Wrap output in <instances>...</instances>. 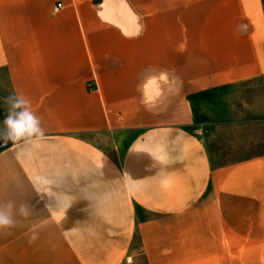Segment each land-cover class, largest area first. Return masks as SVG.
I'll use <instances>...</instances> for the list:
<instances>
[{
	"label": "crops",
	"instance_id": "1",
	"mask_svg": "<svg viewBox=\"0 0 264 264\" xmlns=\"http://www.w3.org/2000/svg\"><path fill=\"white\" fill-rule=\"evenodd\" d=\"M0 71L45 132L0 150V264H220L264 211V154L213 166L192 99L264 78V0H0Z\"/></svg>",
	"mask_w": 264,
	"mask_h": 264
},
{
	"label": "rangeland",
	"instance_id": "2",
	"mask_svg": "<svg viewBox=\"0 0 264 264\" xmlns=\"http://www.w3.org/2000/svg\"><path fill=\"white\" fill-rule=\"evenodd\" d=\"M97 1L94 0L95 3ZM223 94L226 104L215 110L206 105L219 95L192 98L200 121L208 119L203 116L209 112L216 115L214 120L225 122L218 128H212L206 137L211 161L216 167L264 154V78L232 86ZM8 95L9 86L0 71V98ZM6 115L7 105L0 99V129ZM3 147L0 146V150ZM234 225L235 237L223 235L220 241L221 255L217 259L220 264H264V211L234 214Z\"/></svg>",
	"mask_w": 264,
	"mask_h": 264
},
{
	"label": "clouds",
	"instance_id": "3",
	"mask_svg": "<svg viewBox=\"0 0 264 264\" xmlns=\"http://www.w3.org/2000/svg\"><path fill=\"white\" fill-rule=\"evenodd\" d=\"M7 105V115L3 120V128L0 129V146L14 145L20 146L30 144L34 141L42 140L45 132L41 127L40 119L31 110V101L23 94H11L0 98ZM14 202L0 203V230L11 229L16 226L13 219ZM18 212L27 217L30 215V207L26 203H21ZM37 239L33 233L29 242Z\"/></svg>",
	"mask_w": 264,
	"mask_h": 264
},
{
	"label": "built area",
	"instance_id": "4",
	"mask_svg": "<svg viewBox=\"0 0 264 264\" xmlns=\"http://www.w3.org/2000/svg\"><path fill=\"white\" fill-rule=\"evenodd\" d=\"M60 8H61V4L60 3H56L54 5V7L52 8V11H54V13H57L58 10H60Z\"/></svg>",
	"mask_w": 264,
	"mask_h": 264
}]
</instances>
